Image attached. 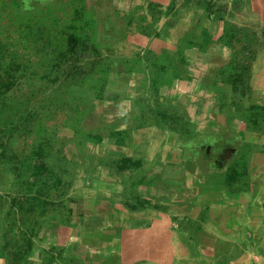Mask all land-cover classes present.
I'll return each instance as SVG.
<instances>
[{"label":"crops","instance_id":"1","mask_svg":"<svg viewBox=\"0 0 264 264\" xmlns=\"http://www.w3.org/2000/svg\"><path fill=\"white\" fill-rule=\"evenodd\" d=\"M143 2L92 5L107 84L87 106L92 139L79 148L72 138L64 142L78 163L72 172L55 170L60 183L44 189L52 191L42 195L49 223L33 236L24 263L42 264L54 247L76 264H264V44L253 57H229L215 43L181 57L180 37L204 8L183 13L181 31L166 29L163 19L180 13L179 0ZM152 2L165 11L151 10ZM219 2L243 15L231 24L264 37V0ZM154 13H161L155 21ZM146 22H156L159 37L147 35ZM2 163L0 264H17L5 229L10 201L20 196L9 199L15 173Z\"/></svg>","mask_w":264,"mask_h":264},{"label":"trees","instance_id":"2","mask_svg":"<svg viewBox=\"0 0 264 264\" xmlns=\"http://www.w3.org/2000/svg\"><path fill=\"white\" fill-rule=\"evenodd\" d=\"M9 2L11 3V0L5 1L2 4L8 6L7 9H12L13 5L9 4ZM59 2L60 5H65L64 11L62 12L61 6L57 4L59 6L52 8L50 12L52 14L48 16L46 22L44 20H40L44 21V23H41L37 28L28 23L29 19L27 20V18L24 19L21 17L24 13L22 10H19V12L16 11L18 13L17 16L10 15L9 17L5 12H3L5 8L0 10L2 18L7 17V19H9V23H13V21L19 22L17 23L18 26L22 25V27H24L23 29L26 31L29 29L30 31V34L26 37H22L21 34H18V39L14 42L12 40L9 41V37H7V40L3 37L6 31V26H1L2 28H0V82L3 76L6 77V82L2 81L0 83V112L6 106L5 101L8 99L7 93L12 86V80H14L17 76L22 74L24 75L26 71L27 73L29 72V75L27 76L31 77L32 75V70L29 71L27 69L28 64L25 62V55L17 53L16 46L20 45L21 42L24 44L25 49L28 47V44L33 45L34 43L35 45H33V47H35L38 53L47 50L49 51L50 56H53L48 57L49 61L45 64V66L48 65L50 68L51 77L49 79V83L51 85L56 83V78L53 77L52 74H57V71L60 70L62 63L68 62V58L70 57L67 56L74 53L78 46L79 49L82 50L80 54L81 56H84L87 53V48H89L88 50L90 51L88 52H91L90 56L93 57V60H91L92 64H97V62H99L98 58H101V60L107 59V57H96L98 49L95 44L92 46V42L90 41V38L96 40L95 31L90 30V26L88 27L89 23L85 21V18L89 17L91 23L94 24L95 12L89 10L88 7L80 0H60ZM20 3L23 7V3ZM20 3L18 5H20ZM201 3L205 5L204 10L207 11V17L211 20L221 22L222 26L219 29L212 26L214 33H211V30H208L207 27L203 26L202 19L197 17L196 23L193 24V27L186 29L180 37L179 52L181 57L185 49H193L195 47L200 52H205L208 46L212 43L218 44L221 49L227 48L230 54L229 57H253L257 53L259 46L264 44V37L259 36L255 31H252L251 27H237L234 24L228 23L219 11L217 13L212 12V8L209 4L204 2ZM157 6V4L149 3L151 10ZM7 9L5 10L7 11ZM58 10L63 13L62 20L56 16V13H59ZM37 23L39 24V22ZM47 25L53 29L51 32H47ZM215 31H218V33ZM30 47L28 50H32ZM83 58L87 57H78V60L80 59V62L82 63V60H84ZM24 64L26 65L25 67ZM234 64V61H231L227 66L230 70H232L233 67H235ZM101 65L102 67L100 68L99 65H96L93 69H91L93 73L96 70L95 75L97 76L98 83H100V93L107 84L106 73L108 70V66L105 65V61L102 62ZM88 74L89 73L87 72L83 73L79 67H75L73 73H66V77L70 79L77 77L75 83L80 80L85 82V80L88 79ZM39 78L41 80L46 79L49 81L45 74ZM233 80L235 81V78H233L232 81ZM65 96L67 97V95H64L63 100H66ZM100 96L101 94H99V97ZM34 116L35 114L32 113L23 119L18 118L17 120L9 121L6 124H4L3 121H0V131L2 133H8L9 136L14 139V135L16 133L19 134L22 130L23 133L21 132V135L23 137L21 135L20 136L26 139L28 136L25 134L26 132H24V130L28 129ZM25 144L28 143L25 142ZM45 151L46 147L39 143L37 148L35 146V149L30 156L27 153L23 154V158L24 160L26 158L27 163L24 160H22V163L19 162L22 166L25 163L27 164L28 171L31 173L29 177L33 178V182H29L28 179H23L25 184L24 190L26 192H23L20 197L13 198L10 201L12 208L8 211V217L11 218V220L10 222H7V227L5 229V249H7L11 260H14L17 264H25L24 262L27 261L28 253L33 246V236H35L43 226L49 223V213L47 212L49 202L43 200L42 195L45 193L48 194V192L51 193L52 191L46 190V192H44V189L51 187L50 189L53 190V187L60 183L59 174L57 171H53L52 165L48 163L47 159L50 158V156H48ZM3 156L4 151H0V160L5 163ZM12 165L11 169L15 173L16 178H18L20 176L21 166H16L13 163ZM32 193L33 195L30 196ZM16 214L17 216H15ZM54 250L55 248L52 247L51 250L45 252L42 256V264H52L54 260L56 262L60 261L61 264H76L74 260L64 259L61 256V252L54 254Z\"/></svg>","mask_w":264,"mask_h":264},{"label":"rangeland","instance_id":"3","mask_svg":"<svg viewBox=\"0 0 264 264\" xmlns=\"http://www.w3.org/2000/svg\"><path fill=\"white\" fill-rule=\"evenodd\" d=\"M5 1L8 0H0V10H2V8L7 9L8 6L2 4ZM59 1L60 0H11V3L9 2V4L13 5L12 9H7V11L4 9L3 12H5L9 17L10 15L17 16L18 13L16 11L19 12V10H22L24 13L23 16L21 17H23L24 19L27 18V20L29 19L28 23L31 26L37 28L40 26L41 23L43 24L44 21L46 22L48 16L52 14L50 13L52 8L54 7L56 8L57 6L60 5ZM80 1L84 3V5L87 6L89 10L94 11L92 5L95 6L96 2L99 0H80ZM160 1H162L163 5L164 3L165 5L167 3L168 5L173 4L172 0H160ZM20 2L23 3V7L21 6ZM106 2L107 0H100V5H104V3ZM145 2H143V5H145ZM201 2L209 4L212 8L211 10L212 12L217 13L219 11L220 14L223 15L224 18L228 21V23H230V20H232L233 18L238 19L240 18V16H243L241 15V12L238 13V11H235L236 9L226 13L223 8H220L221 5L223 4L220 3L219 0H216V2H212V3L210 2V0H179L180 4L177 7L180 13H178L177 11H173V12H168L166 15L163 16V19L165 21L164 26L168 27V28L166 27V29H169L170 27L172 28V26L175 25L177 26V29H180L182 31L184 29V25L186 24V19H187V18L186 19L182 18L184 15L183 13L190 12V9L192 8H197V11L199 8L200 9L205 8V5ZM19 3L20 5H18ZM152 3L156 4L155 2ZM157 5L158 7H160V10H163L162 7L164 6L162 4L159 5L157 3ZM243 5L244 4L240 2L238 8L242 9ZM60 6H61V11L63 12L65 5H60ZM169 7L170 6H168V8ZM61 11H59V13H56V16L60 20H62L63 18V13ZM160 14L154 13L152 15L153 20L155 21V18L158 19ZM195 15H198L197 17L201 19H203L202 17L204 16L206 19L210 20L207 17V11H205V13L202 14H199L197 12L195 13ZM96 17L97 16L95 15V18ZM243 18L245 17H241V20ZM85 19H86L85 21L89 23L88 27L90 26V30L94 31L95 25L91 23L90 18L86 17ZM40 20H44V21H40ZM8 21L9 19H7V17L2 18L0 14V28H2L1 26L3 27L6 26V31L3 36L6 40L7 37H9L8 39L9 41L12 40L15 42V40L18 39V34H21L22 37L24 36L26 37L28 34H30L29 29L26 31L25 29H23L24 27H22V25H19L21 27L18 26L17 23L19 22L13 21V23H9ZM37 22H39V24ZM212 22L215 28L219 29L222 26V23L217 20H212ZM149 24H150L149 22L148 23L146 22L145 28L147 30V35L153 38L159 37L162 31L160 30L159 32H157L156 30L151 29V28L154 29L156 22L153 23L150 27ZM46 27H47V32H51L53 30L48 25ZM90 41L92 42V46L94 44L97 45L96 40H94L93 38H90ZM33 45L35 44L33 43ZM33 45L28 44V47L25 49L24 44L21 42L20 45L16 46L17 53L25 55V62L26 64H28L27 69L29 71L32 70L31 72L32 75L31 77L27 76L29 75L28 74L29 72L27 73L26 71L24 75L22 74L20 76H17L14 80H12L13 82L12 86L7 93L8 99L5 101L6 106L0 112V121L1 122L3 121L4 124L12 120H17L18 118L23 119L24 117H27V115H31L32 113L35 114L34 118H32V121L30 122L28 129L24 130V132H26L25 134L28 136L26 139L22 138L23 137L21 135L23 133L22 130H21L22 133L20 132L19 134L16 133L14 135V139L11 138V136H9L8 133L6 132L2 133L0 131V151H4L3 157L5 159V165L7 166L6 169L8 168L11 169L12 163L16 166L17 165L21 166L20 176L18 178H16V176L11 177L14 180V187L12 186L14 190L13 189L9 190V194H8L9 199L10 196H12V194H14L15 197H17L22 195L23 192H26L24 190L25 184L23 182L24 181L23 179H28L29 182H33V178L29 177L31 173L28 171L27 168L28 166L26 164L27 161L26 158L24 160L23 154L27 153L30 156L33 150L35 149V146L37 148L39 143L43 144L44 147H46L45 152L46 154H48V156H50V158H48L47 160L48 163L52 165L53 171L60 169L61 167L66 170L69 169L68 170L69 172H72L75 169V166L77 165L78 162L74 157L67 155L68 154L67 151L65 152V150H67V148L65 147L66 143L64 142H66V139L72 138L75 141L74 144L76 143L77 148H79L78 141L81 142L87 138L92 139L93 137L92 135L94 131H91L92 129L88 122L89 120H93L92 118L93 116L87 118L89 119L88 121L85 120L88 114L87 106H89L93 100L99 99V94L101 90L100 83H98L97 76L95 75L96 73H93L91 70L97 64L95 63L92 64L91 60H93V57L90 56L91 52H88L90 51L88 50L89 48H87L86 50L87 51V53L85 54L86 56L80 55L82 50L79 49V46L78 48H76V51L74 53H71L69 56H67L70 57L68 58V62L62 63V65L60 66V70L57 71V74H52L53 77L56 78V83L54 85H51L49 83L50 82L49 79L51 77L50 68L48 65L45 66V64L46 62L49 61L48 57H53V56H50L49 51L47 50L38 53L35 47H33ZM29 47L32 50H28ZM153 54L154 52H150L149 55H153ZM78 57H87V58H83L84 60H82L81 63L80 62L81 60L80 59L78 60ZM25 66L26 65L24 64V67ZM75 67H79V69L83 70V73L84 72L89 73L87 75L88 79H86L85 82H82V80H80L77 83H75L77 77L73 79L66 77V73L67 72L73 73ZM44 74L47 76L49 81H47L46 79L41 80L39 78L42 77V75ZM2 81L6 82V77L3 76L1 78V82ZM64 95H67V97L65 96L66 100H63ZM81 105L86 106V108L82 110L80 108ZM59 109L66 110L64 119H61L62 121L61 124L59 123L60 121L59 115L61 116L62 112ZM25 142H27L28 144H25ZM76 153L78 152L76 151ZM63 155H65L66 158ZM22 160L26 161V163L23 166L22 164L19 163V162L22 163ZM2 165H3L2 160H0V184H4V182L6 181L3 179L5 177V175L3 174L5 173H4V168L1 167ZM81 167L83 166L81 165ZM11 173H13V171ZM7 201L8 198L6 200V203Z\"/></svg>","mask_w":264,"mask_h":264},{"label":"water","instance_id":"4","mask_svg":"<svg viewBox=\"0 0 264 264\" xmlns=\"http://www.w3.org/2000/svg\"><path fill=\"white\" fill-rule=\"evenodd\" d=\"M219 156H220V155H219ZM219 156H218V157H219Z\"/></svg>","mask_w":264,"mask_h":264}]
</instances>
